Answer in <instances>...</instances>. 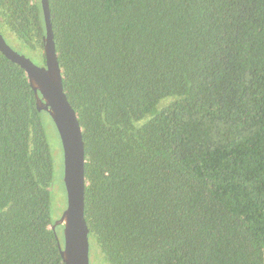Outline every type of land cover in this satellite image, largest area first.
I'll list each match as a JSON object with an SVG mask.
<instances>
[{
  "label": "trees",
  "instance_id": "trees-1",
  "mask_svg": "<svg viewBox=\"0 0 264 264\" xmlns=\"http://www.w3.org/2000/svg\"><path fill=\"white\" fill-rule=\"evenodd\" d=\"M48 2L98 254L264 264V0ZM0 33L44 60L41 1L0 0ZM44 113L0 52V264H65Z\"/></svg>",
  "mask_w": 264,
  "mask_h": 264
},
{
  "label": "water",
  "instance_id": "water-1",
  "mask_svg": "<svg viewBox=\"0 0 264 264\" xmlns=\"http://www.w3.org/2000/svg\"><path fill=\"white\" fill-rule=\"evenodd\" d=\"M45 24L44 64L37 65L13 50L0 33V52L20 66L34 92L36 108L46 111L54 123L63 152L66 207L51 225L62 226L61 259L65 264H89V229L84 218V143L77 114L64 93L57 60L48 0H40Z\"/></svg>",
  "mask_w": 264,
  "mask_h": 264
},
{
  "label": "rangeland",
  "instance_id": "rangeland-1",
  "mask_svg": "<svg viewBox=\"0 0 264 264\" xmlns=\"http://www.w3.org/2000/svg\"><path fill=\"white\" fill-rule=\"evenodd\" d=\"M13 36H6V42L8 45L15 51L24 54L27 58H29L32 62L37 65H43L42 56L39 58L36 55L32 54V51H22L18 48V46L12 41ZM36 54V53H35ZM45 116V129L47 133V137L49 139V144L51 151L54 156V165H55V174H54V182L51 188V210L50 216L51 221L55 222L66 207V192L63 183V152L62 146L60 142L59 135L57 133L56 127L52 122L50 116L44 113ZM63 228L61 226L58 227L57 232L58 235L62 236ZM96 246L92 239L89 240V264H108L105 256L100 251V255L96 250ZM98 249V248H97Z\"/></svg>",
  "mask_w": 264,
  "mask_h": 264
}]
</instances>
